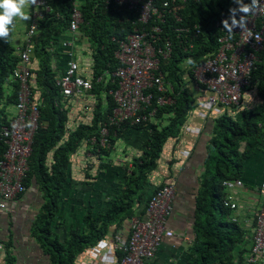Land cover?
Wrapping results in <instances>:
<instances>
[{
	"label": "trees",
	"instance_id": "obj_1",
	"mask_svg": "<svg viewBox=\"0 0 264 264\" xmlns=\"http://www.w3.org/2000/svg\"><path fill=\"white\" fill-rule=\"evenodd\" d=\"M76 3L82 15V24L79 25L78 32L82 33L90 44L97 70L92 80V90L84 93L81 98L87 102L94 97L96 102L91 125L80 126L70 133L68 141L59 144L52 156L51 164L47 165V152L62 138L64 122L67 121L66 111L70 108L69 105L67 108L65 105L55 106L63 96L55 85L57 69L50 65V61L52 56L56 55L57 43L67 34L71 12ZM244 3H248V0H244ZM45 6L49 11L42 10V17L37 20V31L31 40L32 62L38 64L31 73V91L32 93L34 90L39 91L45 106L42 101L39 103L38 128L28 159L29 169L23 179V187L25 192L32 179H35L45 199L41 212L32 224L31 235L48 257V264H75L80 251L105 235L107 227L112 222L130 220L133 216L132 208L135 207L134 200L139 204L145 194L144 182H127L126 188L121 191L123 194L114 199L104 216H99L96 221L88 220L87 231L71 230L66 238H62L59 232L62 231L63 225L58 223L56 218L66 166L69 164L67 158L69 150H73L82 140L89 142L94 138L93 154L107 157L111 154L117 138L121 136L123 128L134 129L135 126L145 128L148 125L149 121L111 127L106 135L107 145L100 144L101 131L104 126L107 127L108 117L115 108L109 91L117 88V81L105 77L101 81L97 79L102 77L104 70L112 71L118 65L114 59L117 41L138 26L135 25L138 12L118 5L114 0H46ZM235 7L237 5L232 0H186L184 9L180 11L182 16L180 25L182 27L188 25L191 33L181 34L176 40L174 36H169L174 41L172 58L160 67L171 85L170 94L174 99V105L155 107V101L153 102V108H157L154 117L161 119L171 115L170 124L163 129L162 139L167 135L178 134L186 113L191 110L189 104L192 102V95L185 84L191 79V71L190 66L185 63L186 59L191 58L197 65L216 50L219 31L214 29V22L221 16H228L229 8ZM167 21L171 26L175 24L172 17ZM196 24L202 26L198 38L193 36V27ZM189 45L192 48L184 52L183 48H188ZM257 58L250 80L253 87L255 84L259 87L261 96L259 104L253 108L239 109L235 115L224 112L214 121L208 157L205 161L203 189L196 197L194 208L196 238L192 247L191 264H241L248 252L249 236L238 224L229 220L231 211L223 205L226 193L222 182L242 179L244 161L254 144L253 138L256 137L255 142L259 141L260 135L264 132V50L257 53ZM18 60L15 49L0 42V128L8 123L6 113L8 106L16 103L18 86L14 85L16 89L13 96H8L4 85L16 68ZM33 74L36 78H33ZM161 135L156 137V142L152 141L154 146L150 147V161L144 165L143 161L138 164L140 170L155 166V158H158L159 151L155 146L161 141ZM242 145L248 150L241 152ZM4 150L5 146L0 143V157ZM137 170L135 167L130 176L140 178L143 173L140 171L139 175ZM136 194L138 198L134 199ZM0 243L8 245L2 241ZM5 250L2 253L6 255L3 264H15V258ZM115 251L120 259L121 252L116 249Z\"/></svg>",
	"mask_w": 264,
	"mask_h": 264
},
{
	"label": "crops",
	"instance_id": "obj_2",
	"mask_svg": "<svg viewBox=\"0 0 264 264\" xmlns=\"http://www.w3.org/2000/svg\"><path fill=\"white\" fill-rule=\"evenodd\" d=\"M76 4L78 6V3ZM25 11L32 18L39 14V9L34 6ZM31 20L24 22L17 19L8 41L5 43L4 40H0L3 45L13 47L16 56L17 49L25 44L24 35ZM59 41L56 45V55L52 56L50 61V65L57 69L56 80L64 71L68 60L67 51L61 46L67 41L71 43L70 51L73 53V59L79 64L83 77L92 81L97 70L87 39L80 32L73 35L67 30V34ZM37 66L36 62L30 65L32 69ZM33 78H36L35 74ZM14 85L18 86L10 75L4 85L6 95L13 96L16 89ZM190 86L188 85L187 89L192 95V102L189 104L191 110L186 113L178 134L167 135L162 139L163 129L170 124L171 115L161 119L154 117L149 120L145 128L139 126H135L134 129L123 128L121 136L117 138L111 154L107 157L93 154L94 138L89 142L82 140L73 150H69L67 155L69 164L66 166L56 218V221L63 225L62 231L59 230L62 238H66L71 230L87 231L88 220L96 221L99 216H104L114 199L123 194L121 191L126 188L127 182L142 181L145 184L143 200L139 204L134 200L135 207L132 208L133 216L130 220L133 217L146 219V204L151 193L163 185H172L175 187L173 212L166 227L174 234L162 239L155 258L149 264H191L192 247L196 238L194 208L196 197L203 189L205 161L208 157L214 121L224 112L228 114L234 112L225 107L210 108L205 93H195L193 88L190 90ZM256 86L255 84L247 91L240 109L252 108L259 104L261 96L259 87ZM33 92L34 101L36 103L42 101L45 106L39 91ZM70 98L62 97L59 104L56 102L59 106L65 105L64 107L67 108L69 105L70 108L66 111L67 121L64 122L62 138L47 152V165L51 164L50 161L59 144L68 141L70 133L80 126L91 125L96 102L94 97L87 102L81 97ZM14 106L15 104L8 106L7 119L14 116ZM160 135L161 141L155 146L159 150L158 158H155V166L140 170L138 164L143 161L142 165H144L150 161V147L154 146L152 141L156 142V137ZM255 139L256 137L253 138L254 144L244 161L243 176L240 179L243 186L236 187L231 192L237 207L229 216V220L233 217L238 220V225L249 238L255 234V218L263 204L258 186L264 180V132L260 135L259 141L255 142ZM244 150L248 148L242 145L241 152ZM135 167L139 175L140 171L143 173L140 178L130 176ZM42 196L38 184L32 179L24 194L8 204L7 209L0 213V241L8 243L5 249L15 258V264H48V257L44 255L31 235L32 224L45 202ZM135 198H138L137 194ZM130 220L125 219L121 223L112 222L107 227L105 235L80 251L75 264H118L119 254L115 251L113 237L115 235L127 237ZM5 258V254L0 256V264L4 263Z\"/></svg>",
	"mask_w": 264,
	"mask_h": 264
},
{
	"label": "built area",
	"instance_id": "obj_3",
	"mask_svg": "<svg viewBox=\"0 0 264 264\" xmlns=\"http://www.w3.org/2000/svg\"><path fill=\"white\" fill-rule=\"evenodd\" d=\"M46 0H37L34 6L39 14L32 18L31 25L24 35L25 44L17 49L20 65L14 71L18 80L19 92L15 104V114L8 118V123L0 128V143L5 150L0 157V213L6 210L12 201L24 192L23 179L29 169L28 159L39 120V106L32 101L27 65L30 62L31 40L37 29V20L42 17V10L49 11ZM129 10L138 12V28L124 40L118 42L114 54L118 66L112 71H105L107 78L116 79L117 88L109 91L115 108L108 118L110 125L119 127L125 123L139 124L154 117L157 108L174 105V99L168 95L165 74L160 70L163 62L168 63L174 50L172 39L181 34L191 33L190 27L167 26V19L172 17L175 24L182 22L180 11L184 9L186 0H114ZM250 3V0H248ZM264 4V0H261ZM44 8V9H43ZM228 16H221L214 22V29L219 31L216 50L208 54L199 64L189 65L190 83L195 92H204L209 103L216 106L223 104L235 106L240 102L242 90L251 85L250 75L258 61L257 53L264 50V10L248 17L247 27L253 31L249 39L239 28L233 29L234 35L229 38L222 29L221 21ZM239 19V16H237ZM82 24V15L77 6L72 9L68 33H78ZM166 25V29L163 27ZM194 38L200 34L198 26L193 27ZM260 39H255V34ZM62 49H68L67 65L56 86L63 97H81L92 89L91 81L80 74L79 64L73 59L70 51L71 43L64 41ZM192 48H183L184 52ZM188 59H186L187 61ZM55 106H58L57 103ZM102 146L107 145V130L101 131ZM226 189L241 186L236 181H225ZM258 191L263 197V204L256 215L254 245L251 254L243 264H260L264 257V180ZM174 188L164 187L156 190L146 205L147 218L133 217L129 223L127 237L115 235L114 248L121 252L118 264H149L154 258L164 237H171L173 232L167 229L168 218L172 214ZM227 208L235 209V204L228 196L223 201ZM4 245L0 243V256Z\"/></svg>",
	"mask_w": 264,
	"mask_h": 264
},
{
	"label": "clouds",
	"instance_id": "obj_4",
	"mask_svg": "<svg viewBox=\"0 0 264 264\" xmlns=\"http://www.w3.org/2000/svg\"><path fill=\"white\" fill-rule=\"evenodd\" d=\"M232 2L234 3V4H236L237 5V7H235V8H229V10H228V12H229V15H228V18L227 19H224V20H222L221 21V26H222V29L228 34V36H229V38H231L232 37V35H234V33H233V29H235V28H239L240 30H241V33L242 34H245L246 35V37L248 38V40L249 39H252L253 38V31L252 30H250L248 27H247V25H248V17L249 16H251V15H255V14H257V12L258 11H262V10H264V4H262L261 3V0H250V3H244V0H232ZM37 4V0H0V40H4V42L6 43L7 41H8V39H9V37H10V34H11V32H12V30L15 28V21L17 20V19H19L20 21H24V22H27V21H29V20H31V15L28 13V12H26L25 11V9H28V8H31V7H33V6H35ZM124 6V5H123ZM41 14H42V12H41ZM237 16H239V19H237ZM31 22H32V20H31ZM182 23V22H181ZM30 25H31V23H30ZM138 25V24H137ZM175 25H177V26H182V25H180V23L179 24H174V25H172V26H175ZM197 26H198V28H199V30H200V34H201V25L200 24H196ZM195 25V26H196ZM167 26L169 27V26H171V25H169L168 24V21H167ZM188 26V25H187ZM30 27V26H29ZM29 27H28V29H29ZM136 28H138V26L136 27ZM135 28V29H136ZM164 28V30L166 29V25L163 27ZM27 29V30H28ZM134 29V30H135ZM134 30L131 32V33H128L124 38H126L129 34H132L133 32H134ZM36 31H37V29H36ZM36 31H35V33H36ZM216 32V31H215ZM26 33V32H25ZM79 33V32H78ZM199 34V35H200ZM198 35V36H199ZM193 36H194V33H193ZM198 36L196 37V38H198ZM220 36V34L218 35V37ZM124 38L123 39H120V40H118L117 41V48H118V42H120V41H122V40H124ZM174 39H175V37H174ZM255 39H257V40H259L260 39V35L257 33V34H255ZM176 40V39H175ZM172 42H174V41H172ZM216 42H217V40H216ZM24 46H22V47H20L21 49L23 48ZM31 48H32V51H31V55H32V52H33V47L31 46ZM71 48V47H70ZM117 48H116V51H117ZM19 49V48H18ZM67 51H68V49H67ZM115 51V52H116ZM115 52H114V54H115ZM31 55H30V62H29V64L27 65V67L29 68V72H30V75H29V77H28V85H29V87H30V92H31V96H32V101H33V93H32V91H31V79H32V76H31V73H32V71L34 70V69H32L31 67H30V65L33 63L32 61H33V59L31 58ZM17 57H18V53H17ZM19 58V57H18ZM67 59H68V57H67ZM114 59H115V57H114ZM116 60V59H115ZM68 61V60H67ZM117 61V60H116ZM169 62V61H168ZM186 62V64H188V65H193L195 62L191 59V58H189L187 61H185ZM163 63H165V62H163ZM162 63V64H163ZM162 64H161V66H162ZM166 64V63H165ZM19 65H20V58H19V60H18V63H17V66H16V69L15 70H17L18 69V67H19ZM66 65H67V63H66ZM118 66V65H117ZM117 66H116V68H117ZM66 67V66H65ZM79 68H80V66H79ZM14 70V71H15ZM14 71H13V73L11 74V77H12V79L17 83V85H18V91H17V95H18V92H19V84H18V80L14 77ZM106 70H104V72H105ZM108 71V70H107ZM64 72V71H63ZM62 72V73H63ZM80 72V71H79ZM62 73H61V75H60V77L58 78V79H60L61 78V76H62ZM81 75H82V73H80ZM83 76V75H82ZM107 78V76L105 75V73H103V75H102V77H100V78H98L97 79V81H101V79L102 78ZM185 78V77H184ZM57 79V80H58ZM57 80L55 81V85H56V82H57ZM87 80V79H86ZM89 81H91V80H89ZM165 83H166V88L168 89V95H171L170 94V90H171V85L168 83V81L166 80V75H165ZM91 84H92V81H91ZM187 86L188 85H191V83H190V80L188 81V82H186L185 83ZM187 86H186V89H187ZM57 87V86H56ZM58 88V87H57ZM190 88V90H191V88H193L192 87V85L189 87ZM252 88V84L249 86V87H247L246 89H244V90H242V94H241V98H240V102H239V104L238 105H235V106H226V105H221V104H219V105H216V106H214V105H212L211 103H209L208 102V100H207V103L210 105V108H218V107H225V108H228L229 110H231L232 112H234V113H231L230 112V114L231 115H234V114H236L237 113V111L240 109V105H241V102H242V97L244 98V96H245V94L247 93V91L249 90V89H251ZM58 90H59V88H58ZM92 90V89H91ZM90 91V90H89ZM193 91H194V89H193ZM88 92V91H87ZM195 92V91H194ZM86 93V92H85ZM195 93H197V92H195ZM200 93H204V92H200ZM67 98V97H66ZM68 98H70V97H68ZM18 99V98H17ZM34 102V101H33ZM16 103H17V101H16ZM15 103V104H16ZM34 103H36V102H34ZM36 104H38V106H40L39 105V103H36ZM173 106V105H172ZM253 107H255V106H253ZM252 107V108H253ZM233 108H235L236 110H234ZM111 116V115H110ZM109 116V117H110ZM108 117V118H109ZM185 118H186V116H185ZM149 121V120H148ZM105 128H106V130H107V134L109 133V128H111V127H113L112 125H110V123H109V120H108V123H107V127L106 126H104ZM236 180H238V181H240L241 183H242V181L240 180V179H233V180H225V181H236ZM225 181H223L222 182V187H223V189H224V191H225V193H226V197L224 198V199H226L228 196H230L231 197V202L233 203V204H235V206L237 207V205H236V203H234V201H233V198H232V196H231V192L236 188V187H242L243 186V183H242V185L241 186H236V187H234L233 189H226V187L223 185V183L225 182ZM262 182V181H261ZM260 182V183H261ZM259 183V184H260ZM169 186H171V187H173L172 185H163V186H161V187H158V188H156L152 193H151V195L156 191V190H158V189H163L164 187H169ZM259 187V186H258ZM174 188V190H175V187H173ZM150 195V196H151ZM174 197H175V192H174ZM173 200H174V198H173ZM224 201V200H223ZM225 207V206H224ZM236 207H235V209H236ZM172 208H173V202H172ZM225 208H227V207H225ZM235 209H231V208H229V210L231 211V212H233ZM172 212H173V209H172ZM147 213V212H146ZM170 218V217H169ZM168 218V219H169ZM142 219V218H141ZM230 221L231 222H233V223H236V224H238V220L235 218V217H233V218H230ZM130 223V222H129ZM255 223H256V218H255ZM172 232V231H171ZM174 234V233H173ZM173 236V235H172ZM254 236H255V234L253 235V237L252 238H249V245H248V252L246 253V255H245V257H244V260L241 262V264H243L244 263V261L246 260V258L251 254V249H252V247H253V245H254ZM251 243V244H250ZM4 249H5V246H4ZM159 249V248H158ZM158 251V250H157ZM4 252V251H3ZM2 252V253H3ZM157 253V252H156ZM154 258H155V256H154ZM153 258V259H154ZM119 261V260H118ZM260 264H264V257H263V260L260 262Z\"/></svg>",
	"mask_w": 264,
	"mask_h": 264
},
{
	"label": "rangeland",
	"instance_id": "obj_5",
	"mask_svg": "<svg viewBox=\"0 0 264 264\" xmlns=\"http://www.w3.org/2000/svg\"><path fill=\"white\" fill-rule=\"evenodd\" d=\"M59 50V49H58ZM60 51V50H59ZM186 63V62H185Z\"/></svg>",
	"mask_w": 264,
	"mask_h": 264
}]
</instances>
